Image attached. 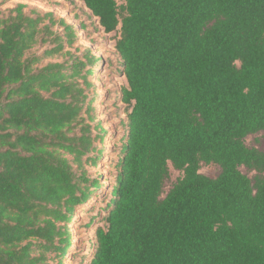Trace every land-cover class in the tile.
<instances>
[{
  "label": "trees",
  "instance_id": "16d2710c",
  "mask_svg": "<svg viewBox=\"0 0 264 264\" xmlns=\"http://www.w3.org/2000/svg\"><path fill=\"white\" fill-rule=\"evenodd\" d=\"M80 1L105 33L121 25L131 107L86 264H264V151L244 141L264 130V0ZM26 7L0 17V264L66 255L67 224L99 194L87 166L108 134L87 68L102 58L64 51L76 27ZM169 162L184 174L161 198Z\"/></svg>",
  "mask_w": 264,
  "mask_h": 264
},
{
  "label": "rangeland",
  "instance_id": "374dc122",
  "mask_svg": "<svg viewBox=\"0 0 264 264\" xmlns=\"http://www.w3.org/2000/svg\"><path fill=\"white\" fill-rule=\"evenodd\" d=\"M119 6L125 3V0H117ZM24 3L27 7L24 9L29 13L30 9L35 7L42 12H52L57 18H64L67 22L73 24L79 38L76 42L65 50H71L73 53L82 57L86 48L91 49V53L95 58H102L101 61H94L91 68L93 73L89 77V81L93 84L91 94H93L94 106L96 108V119L100 121L104 130L108 134L102 142L101 159L97 165H88V175L92 178L94 175L101 181V187L97 191L98 195H93L84 205L78 206L73 219L67 224L70 230L71 246L70 250L62 258L56 253H48L49 264H86V255L90 252V246L95 237V228L104 225V221L97 217L100 213L103 216V209L106 200L110 198V191L116 181V169L114 164L118 161V150L112 153L114 145H121L120 138L123 134V124L127 120V114L131 107L123 102L121 97L122 88L127 86V81L118 63L119 54L116 49V42L120 37V27L116 31L105 33L104 29L99 25L98 19L93 16L92 12L86 7L85 3L80 0H10L0 6V17L6 16L9 9L14 8L17 4ZM55 29H57L55 27ZM47 45H36L31 52L42 53ZM62 56H52L45 58L41 65L49 61H62ZM95 96H97L95 98ZM245 143L249 147H256L264 151V130L249 134L245 137ZM99 144V143H98ZM168 175L163 183V191L161 198H164L169 190L183 177L184 172L168 163ZM240 170L254 181L258 173L245 166H240ZM200 173L216 178L222 171L219 164L211 162L200 164ZM264 177V172L261 173ZM98 196V197H97ZM97 217L93 224H90L93 217Z\"/></svg>",
  "mask_w": 264,
  "mask_h": 264
}]
</instances>
